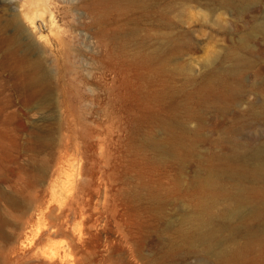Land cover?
<instances>
[{
  "label": "rangeland",
  "instance_id": "1",
  "mask_svg": "<svg viewBox=\"0 0 264 264\" xmlns=\"http://www.w3.org/2000/svg\"><path fill=\"white\" fill-rule=\"evenodd\" d=\"M47 2L0 0V264L54 251L70 264H218L201 245L168 250L198 158L230 152L233 135L264 149V122L242 117L264 95V0ZM166 38L180 45L154 54ZM237 49L253 60L224 73ZM158 140L182 147L163 155ZM263 222L236 224L261 238ZM261 239L233 264H264Z\"/></svg>",
  "mask_w": 264,
  "mask_h": 264
},
{
  "label": "bare ground",
  "instance_id": "2",
  "mask_svg": "<svg viewBox=\"0 0 264 264\" xmlns=\"http://www.w3.org/2000/svg\"><path fill=\"white\" fill-rule=\"evenodd\" d=\"M40 2L44 4V6L46 7L49 6L47 0H40ZM121 2L123 3V1ZM100 4L99 6H102ZM125 4H127V2ZM115 7H117L116 4H115ZM122 7H123V4H122ZM49 14H50L51 20L54 21V15L52 13L51 8H49ZM255 30L256 32L262 31L264 33V22L260 21L259 23H257L253 31ZM128 34L130 35V33ZM132 34H135V33L132 32ZM245 38L247 39V37ZM246 39L245 41L247 42L248 39L247 40ZM245 41L243 40L244 44L246 43ZM144 42L146 43V41ZM164 44H167L166 45L167 47H165ZM164 44H163L164 45L163 49L156 46L153 49L154 51L153 53L156 55L158 54L161 55L164 52L165 48L170 47V45L178 46L180 45V42L172 43L169 38L167 39V41L164 42ZM244 44H241V45L245 46ZM139 46L140 45L138 44V47ZM247 48H244V49L249 50ZM243 52H240V50L238 51L237 49V51L232 50L231 52L227 54L226 56L227 64L224 68V73H236L235 75L240 74L242 70L248 64H250V62L253 60V57L250 55V53L252 54V51L250 50V53H243ZM150 54L152 55V53ZM32 69H33V75H32L33 81L39 84H43L45 86L47 78H46L45 73L43 72L41 61L34 60L32 63ZM223 75H224L223 73L218 74L217 79L222 80ZM262 96H263V99L252 102L247 108V113L242 116L244 118L243 120L244 125L248 124L252 120H254V122L256 121L264 122V95ZM171 135H174V134H171ZM235 136L234 135L233 137L229 136L231 143H232L230 152L228 153L220 152L218 154L211 153L212 155H206L205 153V156H202L201 158L197 157L199 161L197 160L196 162H199V168L195 175V179H196L195 185L197 188L196 201L192 206L190 205V207H188L185 210L183 216L178 218L177 222L174 223L175 225L173 226L174 238L172 240L170 250H168L170 255L174 256L175 254H177L178 252L182 250L184 251L186 250L190 253L195 252L196 250L199 251L200 249L198 250V245H201L203 246V249L206 251V254L208 252L211 255V257H214L213 259H215L218 264H233L235 262L242 261V256L246 252H248L249 247L253 248L252 245H254L255 243L257 244L259 242L258 240L264 237V234H263L262 237L260 238L261 233L263 232V231L262 232L260 231V229L262 228L261 226H259V228L260 227L261 228L258 229L256 225H254L256 226V228L252 227L253 226L252 224H251L252 226L248 225L247 226L248 229L245 231L246 232L245 234L243 233V231H240V232L238 231L240 227H238L237 225V224H240V222L248 223L249 221H252L255 219L256 220L261 219L263 221L264 188L260 187V185L258 184L260 182L264 184V149H261L260 147H256V145H252L246 139L244 140L241 138H236ZM178 137H176L178 141L183 142L184 138L181 136L183 140L180 141L181 138L179 137L180 138L179 139ZM158 141L159 142L156 143V148L159 150V153L163 155L172 154L173 151L175 150L177 151V149L181 145V143L180 145H178L177 141H175L176 143H172L173 141L170 143L160 142V140ZM149 142L147 141L146 143H149ZM189 143L190 142H188V145L191 144ZM188 149L189 148L187 147L185 150L188 151ZM190 151L192 150L190 149ZM194 153L195 155H197L196 152ZM190 154L191 153H189V155ZM149 199L153 201V203H156L158 200V197L156 195L155 196L149 195ZM229 225L230 226L234 225L235 227V230L233 229L234 231L232 232V235H231L232 240H233L231 242L232 243L234 242L233 244H228L226 242L227 236L226 237L225 236L223 237V235L221 236L222 230H223L222 227L226 228V226H229ZM240 225L242 226L243 224H240ZM228 229L226 231H228ZM241 232L245 235L244 240H243L244 243L240 241V239L237 240L236 238ZM219 237L221 238L223 237V240L221 239L222 241H217ZM81 238L82 237L77 239V242H75L76 240L74 241L75 243L74 245L76 247L82 246L83 240H81ZM199 252L201 253V251ZM54 253L56 254L49 255L48 258L45 259V264H70V262L67 260L68 258L66 257L67 253L60 254L59 252H56V251H54ZM246 259L247 258H245L244 260Z\"/></svg>",
  "mask_w": 264,
  "mask_h": 264
}]
</instances>
